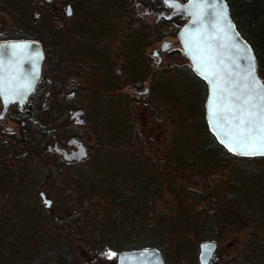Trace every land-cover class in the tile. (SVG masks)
Here are the masks:
<instances>
[{
  "label": "rangeland",
  "instance_id": "rangeland-1",
  "mask_svg": "<svg viewBox=\"0 0 264 264\" xmlns=\"http://www.w3.org/2000/svg\"><path fill=\"white\" fill-rule=\"evenodd\" d=\"M55 3L66 9L69 6L66 0H55ZM66 9L61 10L60 13L55 12V17L59 16V20L55 19V25L65 26L64 31H60L56 39H67V42L63 45L56 43L53 52L56 53L55 55L61 52L66 53L65 56L70 63L66 67L65 74L71 76L73 80L76 79L80 84L82 83V86L75 83L78 92L72 102L53 106L55 114L51 113L48 123L54 124L56 140L53 142L55 143H67L75 136L83 137L82 140L88 154L79 166L88 164L93 176L101 175L97 179L95 177H92V180L87 179L85 185L88 187L97 185L102 189L96 190L95 195L89 189L82 196L77 195L76 183L84 179L79 176L82 167L76 163L65 164L60 156L48 152L45 145L49 138L42 134L39 128L34 130V133L30 132L32 149L28 147L30 152L27 156L30 166L28 173L29 178H32L31 174L33 171L36 172L38 166V173L34 178L39 179L36 183L38 188L46 193V201L41 200L34 190L29 192L28 197H25L27 193L25 186L21 193L23 199L19 201L20 198L18 199L14 192L15 184L10 183L11 186L6 191V199H4V193H0V222L8 223V230L13 231L19 241L22 239L21 243L29 242L27 244L31 255L38 253L37 249H39L40 255L44 258V255L48 254L43 246L44 243L52 244L54 247L60 245L70 247L72 245L69 240H72L78 248L79 257L74 260L76 264H117L118 251L100 249L103 245L100 242L101 234L97 228L105 221H109L112 226V220H115L113 213L122 209L123 205L116 207L112 202L108 186L115 180L129 175L127 173L129 167H132L130 173L132 175L140 173L138 175L140 178L144 179L146 175H149L157 182L160 180V185L152 197H144L141 194L136 203L148 206L153 215L144 223L146 227L165 225L167 223L165 216L168 218L169 215H176L182 210L180 200L185 198V194H181L183 190L194 188V190L201 191L203 188L200 183L205 184L208 180L215 184L214 187H217L222 177L229 173V169L210 174L206 180L199 170V165H196L195 169L188 168L176 159L175 145L180 141L179 135L188 132V138L193 137L196 132L195 126L200 121V115L196 108L198 92L195 87H192L193 90L191 88L185 90L183 81L181 85L163 82L158 85L160 81L156 79L160 72H162L160 74L162 78V76L167 77L168 73L175 74L177 72L175 68L191 66L188 58L177 50L179 47L176 37H173L170 32L171 25L160 22L157 15L147 13H152V10H138L146 27H151L153 36L147 34L145 37L143 35L133 37L136 42L132 46L133 51H130L129 47L133 39L129 40L132 35L126 32L129 29L126 17L122 20L121 30L118 33L107 32L104 35L100 32L81 37L79 34L71 35L70 33L80 13L75 15L72 11L69 15ZM134 11L138 13L137 10ZM134 20L133 25L139 24V27H145L139 18ZM104 22L97 21L91 28L104 29ZM174 22L175 25L182 26L185 21L176 19ZM69 24L70 27H68ZM162 26L163 31L168 32V35L157 37ZM68 28L70 29L67 30ZM111 37H114V40L109 49L105 43L108 40L111 41ZM141 39L145 41V44ZM139 40L140 43L137 42ZM165 42L173 43V47L170 46L165 51L167 53L163 56V61L159 67H156L153 61L154 50L160 49L162 43ZM128 52H131V55H127ZM128 56H133L132 59L130 58L129 65L125 63ZM59 57L61 58L62 54ZM106 60L110 61V65ZM146 65L150 69L151 83L152 81L158 83L152 84L150 94L145 99L139 100L133 96V86L138 78L141 79L143 76ZM168 68L174 69L168 71ZM117 70H119V75ZM111 76H114L118 82L115 87L107 80H110ZM188 90L191 92H187ZM76 108L83 110L81 118L86 121L85 125H77L71 118L70 110ZM101 128L102 132L99 133ZM50 143L52 144V142L48 144ZM24 146L23 152L26 154L27 146ZM52 161L55 163L53 169L48 170L46 164L47 162L53 163ZM24 167L25 163L23 170ZM77 176L81 178L78 179ZM48 177H52L51 181ZM126 184L130 187L129 183ZM125 195H132V190H126ZM129 205L132 207V203ZM73 221L78 222V226H73ZM115 221L118 223L119 220ZM247 238L248 233L241 232L219 243V255L217 261H213L212 264H222L220 258L226 254L237 255ZM197 245L200 248L201 244L197 242ZM108 252L115 253V256L109 259L106 255ZM63 261H59V264ZM181 262L190 264L187 258Z\"/></svg>",
  "mask_w": 264,
  "mask_h": 264
},
{
  "label": "trees",
  "instance_id": "trees-1",
  "mask_svg": "<svg viewBox=\"0 0 264 264\" xmlns=\"http://www.w3.org/2000/svg\"><path fill=\"white\" fill-rule=\"evenodd\" d=\"M5 1L25 7L30 5L28 0ZM66 1L71 6L73 14L80 13L76 23L72 25L70 33L71 35L79 34L81 37L100 32L104 35L107 32L118 33L121 30L120 24L122 20H125V17L128 20L127 27L129 28L126 32L132 35V39L141 35L145 37L147 34L153 36L151 27H146L138 10L149 9L152 12H157L165 7L164 0ZM226 2L238 32L249 43L256 55L258 73L264 81V0H226ZM134 10H137L139 14ZM131 11L134 12L131 13ZM138 18L143 21L145 27H139V24L133 25L134 19ZM97 21H105L104 29L94 30L91 28ZM160 22L171 25L170 32L173 35L179 30V26L174 24V19L162 18ZM63 28L54 24L49 33L52 34V37H57L60 31H64ZM27 32L33 37H43L42 35L45 33L39 29V26L35 27L32 22L29 24ZM165 35H168V32H164L162 26L157 37ZM141 41L143 40L141 39ZM135 42L134 38L133 46ZM137 42L140 43V40ZM173 69L168 68L167 70ZM174 70L177 72L171 73L172 75L168 73L167 77L157 76V81H160L158 85H161L162 82L181 85L183 81L185 90L195 87L198 92L196 108L200 115V121L195 126L196 132L193 137L188 138V132L179 135L180 141L175 145L177 161L187 165L188 168L195 169L196 165H199V170L206 180L210 174H217L226 169H229V173L222 177L217 187H214L215 184L208 180L205 184L200 183L203 188L201 191L194 190V188L183 190L181 194H185V198L180 200L182 210L176 215H169L168 218L165 216V222H167L165 225L146 227L144 223L150 220L153 215L148 206L136 203L141 194L144 197H152L160 185V180L157 182L153 180L154 177H149V175H146L144 179L140 178L138 177L140 173L132 175L130 174L132 167H129L127 170L129 175L115 180L114 182L117 183L113 182L108 186L112 202L116 207L123 206L121 210L119 209L112 215L115 220H119L118 223L112 220V226H110L109 221H105L97 228L101 234V241H99L103 245L100 249L121 253L153 248L161 253L166 264H184L181 261L186 258L190 264H200V248L197 242L200 244L205 242L221 244L241 232H247L248 238L244 241L240 252L235 256L231 253L226 254L220 258V262L222 264H264V157L237 155L221 144L210 131L207 122L208 84L190 65ZM158 82L152 81V84ZM92 97L94 98V93ZM39 113L46 114V111L41 110ZM45 123L48 124V120ZM101 132L102 128L99 133ZM191 138L192 140H190ZM101 165L103 164L101 163ZM37 167L36 172L33 171L31 174L32 177L38 173ZM79 167H82L79 176L84 179L76 177L80 179L79 183H76L78 187L76 194L82 196L89 189L95 195L96 190L102 188L97 185L88 187L85 185V181L92 180V177L96 175H92L88 164H81ZM24 168L27 169L26 166ZM99 176L95 178L97 179ZM126 183H129L130 187ZM128 189L132 190V195L126 196L125 191ZM129 203H132V207ZM5 219L9 220V218ZM77 223L73 221L72 225L78 226ZM8 226V223L0 222V264H59V261L63 260H65L63 263L76 264L74 260L79 257L78 248L72 240H69L72 245L70 247L64 245L54 247L52 244L44 243L43 246L48 254H45L43 258L39 249H37L38 253L31 255L27 244L29 242L21 243L22 239L19 241L13 231L8 230ZM52 251L54 252L52 253ZM21 259L23 261L20 262ZM63 263L60 262V264Z\"/></svg>",
  "mask_w": 264,
  "mask_h": 264
},
{
  "label": "flooded vegetation",
  "instance_id": "flooded-vegetation-1",
  "mask_svg": "<svg viewBox=\"0 0 264 264\" xmlns=\"http://www.w3.org/2000/svg\"><path fill=\"white\" fill-rule=\"evenodd\" d=\"M28 1H30V5H26L25 7L0 0V72L3 73L8 89L6 95L0 97V193L3 192L5 196L4 199H6V191L10 188V183L14 182V192L15 195L18 196V199L20 198L19 201L23 199V194L21 193L25 186L27 189L26 196L24 195L25 197H28L29 192H33L34 190L39 198L45 202V197L47 196L41 188H38L37 180L39 179H35L34 177L29 178L28 170L30 166L27 156L30 154L28 147L32 149V136L30 132L34 133L36 129H43L41 133L49 138L48 143L52 142V144L47 143L45 145L47 150H49L48 152L60 156L65 164H80L87 157L85 159L71 157L79 150V145L71 144V141L76 140L85 146L82 136H75L67 143H55L53 142L56 140L54 124L45 123V121H47V116L49 118L48 121H50L51 113H54L52 109L54 105L61 106L72 102L78 92L75 83L78 84L79 82H77L76 79H71V76L69 77L68 74H65V71H67L66 67L69 66L70 63L65 56L66 53L61 52L62 57L60 58V53H57L59 55H55L56 53L53 52L56 43H58V45H63L67 42V39L58 40L49 33L50 28H53L55 24V19L59 20V16L55 17V12L60 13L61 10L65 11L66 8L58 6L55 0ZM180 1L182 3H187L188 0ZM66 11L68 13V9H66ZM172 11V8L165 6L161 11H157L163 13L158 19L166 18L168 20L174 19V21L176 19H181V21H185L182 26H179L178 32L172 36L176 37L179 47L177 50L187 58L184 54V48L179 40V36L188 20L184 18L185 12L179 9L174 12L171 18H168V15L171 14ZM155 13L154 11L150 14ZM31 22L35 27L39 26V29L45 32V36L33 37L27 33H23L29 31V24ZM62 27L65 26L62 24ZM131 38L132 37H130L129 40H131ZM76 39L77 38H75V40ZM113 40L114 37H111V41L108 40L105 43L108 45L106 47L110 49ZM102 41L105 40L102 39ZM131 46H133V40L130 47L128 45L130 49H132ZM170 46L173 47V43L165 42L162 43L160 49L154 50L153 61L156 67L160 66V63L163 61V56L167 53L165 51ZM163 48H165V50H163ZM130 53L131 52H128L127 55ZM130 58L132 59L133 56H128L125 60V63L128 65L131 63ZM107 62L110 65V61ZM146 66L143 76L141 79L138 78L137 83L133 86V96L139 100L145 99V97L150 94L152 86L150 69L148 65ZM109 68L107 67V70H109ZM38 69L40 71L39 75H37ZM118 72L119 70H117V74L119 75ZM161 73L162 72L158 73L157 76H160ZM107 80L110 84H113L114 87L118 84L114 76H111L110 80ZM28 85H30V87H27ZM79 85L82 86V83H79ZM41 110L46 111V114H40L39 111ZM81 111L83 112L80 108L70 110L71 118L75 120L77 125H85L86 123V121L81 118L83 116L82 113H79ZM24 145L27 146L25 150V152H27L26 154L23 152ZM55 145L60 147L62 151L56 150ZM24 163L28 170H23ZM54 164V162H47L46 166L48 170L49 168L53 169ZM51 178L52 177H48V180L51 181ZM48 180L46 179V182ZM215 243L217 244V249L210 259L209 264H212L213 261H217V256L219 255V244L217 242Z\"/></svg>",
  "mask_w": 264,
  "mask_h": 264
},
{
  "label": "water",
  "instance_id": "water-1",
  "mask_svg": "<svg viewBox=\"0 0 264 264\" xmlns=\"http://www.w3.org/2000/svg\"><path fill=\"white\" fill-rule=\"evenodd\" d=\"M165 6L172 8L173 11L168 15L171 18L176 10L185 12L184 18L187 19V24L183 27L179 40L183 45L184 54L190 60L195 71L206 81L209 88V93L206 103V116L210 131L228 150L227 141L222 142L219 138L221 129L226 130L227 126L222 121H214L212 117L213 98L220 103V92L214 90V83L217 77L221 79V86L230 85L232 82L244 83L243 77L247 70V62L251 57L255 58V75L260 83L264 81L258 73V62L256 55L249 43L238 32L234 24L228 4L226 0H188L187 3H182L180 0H164ZM178 5L179 7H173ZM71 10V6H68ZM150 14V12H147ZM71 15V14H69ZM159 18L163 13H155ZM245 48L251 49V53H246ZM165 50V48H163ZM195 56L198 60L201 57H207L211 64L214 65V76L205 79L201 72H198L194 66L192 57ZM40 71L38 69L37 75ZM252 103H258V98H255ZM259 115V110L254 109ZM81 113V112H80ZM219 123L220 128L215 127ZM71 144L79 145V150L73 156L77 159L87 157L86 147L76 140L71 141ZM55 149L62 151L55 145ZM237 154L236 152L230 151ZM240 155V154H237ZM247 157L264 156L242 155ZM49 204V202H48ZM206 246L207 250H206ZM217 249L215 242L203 243L200 246L199 261L200 264H209ZM117 264H166L163 256L157 249L146 248L132 251H124L119 253Z\"/></svg>",
  "mask_w": 264,
  "mask_h": 264
},
{
  "label": "snow or ice",
  "instance_id": "snow-or-ice-1",
  "mask_svg": "<svg viewBox=\"0 0 264 264\" xmlns=\"http://www.w3.org/2000/svg\"><path fill=\"white\" fill-rule=\"evenodd\" d=\"M68 14H71L70 9ZM245 51L251 53L249 48H245ZM192 59L196 70L201 72L205 79L214 76V65L207 57L198 60L193 56ZM221 79L217 77L214 83V90L220 92V103H217L215 97L212 101L213 120L222 121L227 126L226 130L221 129L219 138L222 142H228L226 146L229 151L240 155H264V84L260 83L255 75V58L251 57L247 62L243 84L232 82L230 85L221 86ZM7 91L6 81L0 72V97H4ZM255 98H258V103H252ZM254 109L259 110V115ZM215 127L220 128V124L216 123ZM106 255L111 259L115 253L108 252Z\"/></svg>",
  "mask_w": 264,
  "mask_h": 264
}]
</instances>
